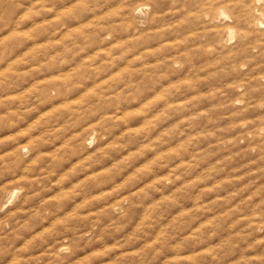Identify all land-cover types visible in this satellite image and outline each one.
<instances>
[{"label": "rangeland", "instance_id": "rangeland-1", "mask_svg": "<svg viewBox=\"0 0 264 264\" xmlns=\"http://www.w3.org/2000/svg\"><path fill=\"white\" fill-rule=\"evenodd\" d=\"M263 47L264 0H0V264H264Z\"/></svg>", "mask_w": 264, "mask_h": 264}, {"label": "bare ground", "instance_id": "bare-ground-1", "mask_svg": "<svg viewBox=\"0 0 264 264\" xmlns=\"http://www.w3.org/2000/svg\"><path fill=\"white\" fill-rule=\"evenodd\" d=\"M257 1V3L259 2H261L262 0H256ZM211 6V5H210ZM212 9V8H211ZM219 10V9H218ZM217 10V11H218ZM136 11H138V14H142L143 13V11H144V6H140V7H138L137 8V10ZM210 12V11H209ZM215 12H216V10H215ZM215 12H214V14H212V15H215ZM210 13H212V12H210ZM210 13H208V14H210ZM218 14H220L221 15V18H222V16H225V17H223V18H225V19H228V17H227V14H225V12H218ZM211 16V15H210ZM213 18H214V16H212ZM216 17V16H215ZM220 17V16H219ZM218 18V17H217ZM240 18V17H239ZM241 20H244V19H241ZM259 20V19H258ZM262 21V20H261ZM224 22V21H223ZM242 23V22H241ZM240 23V24H241ZM254 23H256L257 24V26H259V25H262V22H260L259 23V21H255ZM259 23V24H258ZM238 25V24H237ZM239 26V25H238ZM261 27V26H260ZM229 32V31H228ZM234 32V31H233ZM233 32L231 31V32H229V37H231V38H233L234 37V35H233ZM228 34V33H227ZM233 36V37H232ZM228 37V36H227ZM231 38H230V40H231ZM234 39V38H233ZM227 40H229L228 38H227ZM264 48V47H263ZM262 50V49H261ZM227 213V212H226ZM261 227V226H260Z\"/></svg>", "mask_w": 264, "mask_h": 264}]
</instances>
